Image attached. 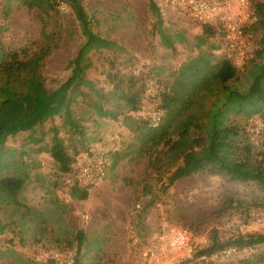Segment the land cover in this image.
Listing matches in <instances>:
<instances>
[{"label": "rangeland", "instance_id": "obj_1", "mask_svg": "<svg viewBox=\"0 0 264 264\" xmlns=\"http://www.w3.org/2000/svg\"><path fill=\"white\" fill-rule=\"evenodd\" d=\"M55 2V11L41 14L19 0H0V99L2 87L20 88L26 68L19 64L29 59L38 61L48 89L69 75V60L84 37L71 8L63 0ZM82 4L93 30L121 49L89 54L91 67L70 105L82 134L54 116L32 131L7 137L0 151V177L20 176L25 183L14 198L0 193V222L5 226L0 233V264H43L46 252L58 245L76 248L77 264H143L145 248L163 223L192 230L200 235L202 246L210 243L212 230L227 240L241 232L242 224L247 226L244 233L264 234V194L252 181L232 178L208 156V144L195 149L198 161L192 171L166 186L180 160L174 161L163 141L149 146V126L124 98L137 93L143 100L150 77L157 80L160 93L174 94L172 84L183 63L198 55L215 66L222 59L219 36L207 37L190 17L175 16L165 22L177 35L174 47L167 48L153 27L148 0H82ZM251 34L252 50L262 31L254 25ZM248 58L238 78L228 82L239 91L248 89L253 63L258 62L254 54ZM216 97H221L220 86L212 93L192 94L187 109L173 121L171 138L177 139L185 126L190 136H201L200 117ZM229 119L245 126L244 135L255 152L262 149L264 130L258 132L254 126L251 131L258 133L250 134L248 119L241 115ZM53 129L72 155L74 147L80 152L96 145L110 163L113 152L121 156L86 199L65 203L55 194L58 167L45 149L52 143ZM252 211L259 213L258 219L251 220ZM79 233L83 238L78 246ZM257 255H264V243L249 248L248 258ZM252 264H264V259Z\"/></svg>", "mask_w": 264, "mask_h": 264}, {"label": "trees", "instance_id": "obj_2", "mask_svg": "<svg viewBox=\"0 0 264 264\" xmlns=\"http://www.w3.org/2000/svg\"><path fill=\"white\" fill-rule=\"evenodd\" d=\"M19 1L27 9L40 10L41 14L55 11L57 4L55 0ZM63 1L71 8L84 40L69 60V75L52 89L45 86L43 76L38 70L37 60L29 59L19 64L20 68H26V77L20 88L10 86L1 88L0 151L8 136L21 131H32L35 127L54 116L62 117L64 125L74 132L82 134L81 124L74 117L70 105L76 97L78 84L86 77V71L91 67L89 54L93 50L121 49L118 43L102 37L93 30L91 19L82 4V0ZM251 8L253 17L251 22L245 26L250 47L251 28L256 25L261 29L262 34L258 40L257 48L252 50L250 48L249 51V53L254 54L258 62L254 61L253 63L252 81L246 91H239L229 85L228 82L238 78L239 73L249 59V53L241 69H236L224 55H222V59L216 66L212 65L204 56L198 55L180 66L179 74L172 84L174 94L160 93V109L162 112L160 124L157 127H151L147 119L138 115L149 126L147 131L149 146L155 147L163 141V145L167 147V151L174 161L180 160V163L175 166L167 177L166 186H170L180 178L187 176L198 161L195 158V149L208 144V156L217 161L221 168L232 175V178L252 181L264 194V146L261 150L255 152L254 146L244 135L245 126H238L229 122L231 116L241 115L249 120L247 133L257 135L258 132L264 130V0H251ZM148 9L154 19L153 27L158 32L160 42L167 48H173L177 35L172 34L165 27L166 20L160 15L151 0H148ZM41 20L42 26L45 27L43 16ZM202 28L207 37L218 34L213 26L202 25ZM5 67L9 69L8 65H5ZM145 86H147L146 82ZM216 86H220L221 97H216L211 107L204 110L200 117L204 121L203 126L200 127L203 134L201 136H190L188 127L185 126L179 137L172 139L170 128L173 127V121L177 115H181L187 109L192 101L191 95H198L200 92L212 93ZM143 95V100L137 93L124 96L130 105V110L137 112L143 107L145 92ZM176 101H179V106H172ZM164 110H166L165 114ZM255 118H259L262 122L261 128L256 133L251 131L255 126ZM163 119L164 122L162 123ZM45 149L56 161L58 167L53 182V189L55 190L60 178L70 169L74 156L79 150L74 147L73 155L70 154L58 136L56 129H53L51 145ZM113 154L110 163L112 168L121 158L118 152H113ZM2 164L0 153V170ZM24 183V177L2 176L0 177V193L14 198L16 193L22 189ZM71 195L74 199L83 200L87 198L88 191L72 188ZM4 228V224L0 222V233L3 232ZM78 236L79 246L83 237L81 233ZM261 243H264V234L261 233L240 232L229 236L227 240H221L217 236V231L212 230L210 243L195 250L192 264H213L205 263L200 257L227 246L236 245L250 248ZM56 247L64 248L66 246L58 245ZM263 259L264 255H257L251 258L246 257L233 264H252ZM77 261L76 257L75 264H77ZM186 263L187 261H184L181 264Z\"/></svg>", "mask_w": 264, "mask_h": 264}, {"label": "built area", "instance_id": "obj_3", "mask_svg": "<svg viewBox=\"0 0 264 264\" xmlns=\"http://www.w3.org/2000/svg\"><path fill=\"white\" fill-rule=\"evenodd\" d=\"M160 15L169 20L175 16L190 17L195 23L213 26L220 42L218 51L236 69H241L250 51V41L245 26L251 22L253 11L251 0H151ZM160 87L155 78H148L145 89V103L136 115L148 120L151 127H157L162 119L160 109ZM256 131L262 126L259 118L254 119ZM110 159L106 152L96 145H90L74 156L70 169L63 174L55 194L65 203L73 200L71 189L89 191L100 186L106 179ZM251 220L258 219V212L249 213ZM247 226L240 225L241 233ZM200 235L188 228L169 226L163 223L160 230L148 242L143 253V264H192L195 250L201 247ZM249 247L227 246L200 257L205 263H236L247 257ZM76 248L54 247L49 249L43 264H75Z\"/></svg>", "mask_w": 264, "mask_h": 264}]
</instances>
